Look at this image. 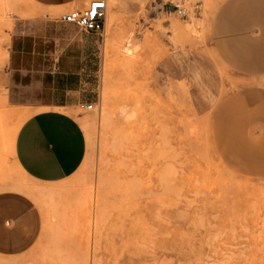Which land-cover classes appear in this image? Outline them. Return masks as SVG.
<instances>
[{"label":"rangeland","instance_id":"rangeland-1","mask_svg":"<svg viewBox=\"0 0 264 264\" xmlns=\"http://www.w3.org/2000/svg\"><path fill=\"white\" fill-rule=\"evenodd\" d=\"M90 1L0 0V195L34 209L0 264H264V75L222 59L226 0H106L103 32L66 24L86 157L53 186L18 170L38 108L10 87L11 37Z\"/></svg>","mask_w":264,"mask_h":264},{"label":"crops","instance_id":"crops-1","mask_svg":"<svg viewBox=\"0 0 264 264\" xmlns=\"http://www.w3.org/2000/svg\"><path fill=\"white\" fill-rule=\"evenodd\" d=\"M62 8L63 2L50 6L52 12ZM66 24L70 23L38 17L28 30L12 35L9 47L10 87L20 103L38 108L18 130L14 156L20 166L16 165L44 186L76 173L88 147L81 122L68 110L76 105L74 91L69 90L79 87L69 82L79 72L67 63L71 38L62 32ZM216 35L220 55L234 71L264 75V0H226L220 7ZM33 210L23 196L0 195V250L8 244L15 246Z\"/></svg>","mask_w":264,"mask_h":264},{"label":"built area","instance_id":"built-area-1","mask_svg":"<svg viewBox=\"0 0 264 264\" xmlns=\"http://www.w3.org/2000/svg\"><path fill=\"white\" fill-rule=\"evenodd\" d=\"M177 11L180 15H186V10L180 6H178ZM61 20L74 24L87 32H103L107 20V2L106 0H91L87 7L80 10H71L64 14ZM87 108H92V105H87Z\"/></svg>","mask_w":264,"mask_h":264},{"label":"bare ground","instance_id":"bare-ground-1","mask_svg":"<svg viewBox=\"0 0 264 264\" xmlns=\"http://www.w3.org/2000/svg\"><path fill=\"white\" fill-rule=\"evenodd\" d=\"M111 16V15H110ZM114 20V19H113ZM112 20V21H113ZM130 49V48H129ZM21 124V123H20ZM17 128H18V126H17ZM17 130V129H16ZM14 135V134H13ZM17 136V135H16ZM13 137V139H14V136H12ZM10 139H11V137H10ZM15 141V140H14ZM13 143V142H12ZM15 146V145H14ZM12 148V147H11ZM202 148V147H201ZM13 149V148H12ZM16 162V161H15ZM17 164H18V162H16ZM19 165V164H18ZM18 165H17V167H18ZM20 166V165H19ZM22 171V170H21ZM24 173V172H23ZM23 187V186H22ZM24 188V187H23ZM18 189H20V188H18ZM47 190V189H46ZM41 193V192H40ZM36 196V198H38V195L37 194H35Z\"/></svg>","mask_w":264,"mask_h":264}]
</instances>
